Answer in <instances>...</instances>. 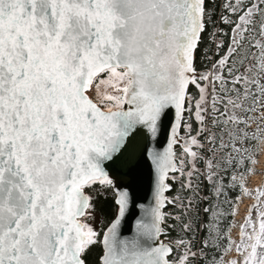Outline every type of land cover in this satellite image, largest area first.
Here are the masks:
<instances>
[{"label":"snow or ice","instance_id":"snow-or-ice-1","mask_svg":"<svg viewBox=\"0 0 264 264\" xmlns=\"http://www.w3.org/2000/svg\"><path fill=\"white\" fill-rule=\"evenodd\" d=\"M262 157L264 0H0V264H264Z\"/></svg>","mask_w":264,"mask_h":264},{"label":"rangeland","instance_id":"rangeland-1","mask_svg":"<svg viewBox=\"0 0 264 264\" xmlns=\"http://www.w3.org/2000/svg\"><path fill=\"white\" fill-rule=\"evenodd\" d=\"M264 173V157L261 158L260 164L256 165L255 170L247 178V187L252 189H258L264 186V178L262 174ZM251 199L245 198L244 202L240 205L239 214L236 216V221L239 223L243 220L245 215V210L250 206ZM253 203V202H251ZM253 218H255V212L253 213ZM237 230H233V235L235 236Z\"/></svg>","mask_w":264,"mask_h":264},{"label":"trees","instance_id":"trees-1","mask_svg":"<svg viewBox=\"0 0 264 264\" xmlns=\"http://www.w3.org/2000/svg\"><path fill=\"white\" fill-rule=\"evenodd\" d=\"M262 177L264 178V173L262 174ZM251 202H253V200H252V199H251V201H250L249 205H251V204H252ZM107 214H109V212H108V211H106V212H105V215H107Z\"/></svg>","mask_w":264,"mask_h":264}]
</instances>
